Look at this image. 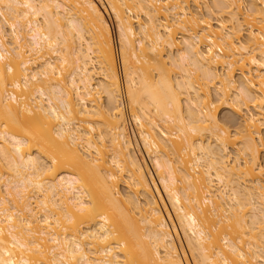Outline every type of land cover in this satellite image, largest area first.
<instances>
[{"label": "bare ground", "instance_id": "6f19581e", "mask_svg": "<svg viewBox=\"0 0 264 264\" xmlns=\"http://www.w3.org/2000/svg\"><path fill=\"white\" fill-rule=\"evenodd\" d=\"M103 2L0 0V264H264V0Z\"/></svg>", "mask_w": 264, "mask_h": 264}, {"label": "rangeland", "instance_id": "374dc122", "mask_svg": "<svg viewBox=\"0 0 264 264\" xmlns=\"http://www.w3.org/2000/svg\"><path fill=\"white\" fill-rule=\"evenodd\" d=\"M97 4H98V6L100 7V6H104L105 7V3L103 2V0H94ZM207 1H210V0H206V3H207ZM102 4V5H101ZM198 4L200 5V7H201V9L203 8V5H204V3H203V0H199V2H198ZM5 11V10H4ZM109 15V14H108ZM4 17H5V19H8V18H10L9 17V15L7 14V13H5L4 12ZM106 18H108L107 20H108V22H109V26H110V32H111V47H112V54H113V60H114V65H115V68H116V61H115V55H114V47H113V41H115V43H116V38H115V34H114V25H113V22H112V19H111V17L110 16H107L106 15ZM213 20V19H212ZM7 39H9V37H8V35H7ZM8 41V40H7ZM116 48H117V45H116ZM117 52H118V48H117ZM119 58V57H118ZM116 70H117V68H116ZM174 70H176V69H174ZM154 70H151V74L152 75H154ZM174 73L176 74V71H174ZM173 72L171 73V74H174ZM118 76H119V78H120V82H121V73L119 74L118 73ZM173 76V75H172ZM121 85V84H120ZM122 86L124 87V84H122ZM123 87L121 88V89H123ZM9 89V88H8ZM182 96H184V94L183 93H180V97L181 98H184V97H182ZM123 98H124V95H123ZM124 108H123V112H124V121H125V125H126V127L127 128H129V130H131V128H132V126H133V122H132V120L130 119V115H128V111L130 110H128V108H129V105H128V103H127V105H126V103L124 102ZM180 106L181 107H183L182 106V103L180 104ZM221 110V111H220ZM219 112H218V117L219 118H221V119H223L224 117H226V119H223L224 121L225 120H228L226 123L227 124H230V122L231 123H234L235 121H236V115H234L229 109H227V108H220L219 110H218ZM230 112V113H228V112ZM223 115H225V116H223ZM234 115V116H233ZM228 116V117H227ZM233 118V119H232ZM235 120V121H234ZM229 122V123H228ZM226 124V125H227ZM229 125H227V128L232 132L233 130V124H231L229 127H228ZM262 132H264V131H262ZM131 133V142H134V143H131L132 144V149H133V151H134V153H136V154H142V156H143V158H144V161H145V163H146V165H148L147 167L148 168H150V161H149V159H148V157H146L147 155H146V153H145V151L143 150V148H142V146H141V144H140V142L137 140V137L135 136L136 134H135V132H130ZM264 136V135H263ZM136 143V144H135ZM138 150V151H137ZM137 151V152H136ZM140 151V153H138ZM2 186V185H1ZM4 187L2 186L1 187V189H3ZM120 188H121V190H122V188H123V186L122 185H120ZM164 199H165V197H164ZM165 201H166V199H165ZM166 206L168 207V209L170 210V207H169V204H167V202H166Z\"/></svg>", "mask_w": 264, "mask_h": 264}, {"label": "built area", "instance_id": "2783aa9c", "mask_svg": "<svg viewBox=\"0 0 264 264\" xmlns=\"http://www.w3.org/2000/svg\"><path fill=\"white\" fill-rule=\"evenodd\" d=\"M113 47H114V55H115L117 70H118V73L120 74L121 73V66H120V63L118 62V55H117V49H116V43H115V41H113Z\"/></svg>", "mask_w": 264, "mask_h": 264}]
</instances>
